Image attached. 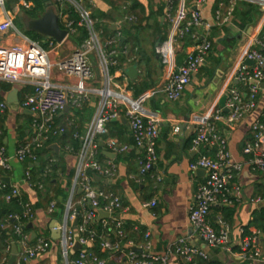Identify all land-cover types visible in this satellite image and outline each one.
<instances>
[{
	"label": "crops",
	"instance_id": "obj_1",
	"mask_svg": "<svg viewBox=\"0 0 264 264\" xmlns=\"http://www.w3.org/2000/svg\"><path fill=\"white\" fill-rule=\"evenodd\" d=\"M9 1L11 8L15 9L14 0ZM85 1L96 20L108 25L109 28L111 25H118L119 31H125L122 36L128 52L126 60L120 62V68L128 77V89L132 96L137 97L143 92L161 86L165 80V69L155 52V47L168 36L170 24L165 15V8L169 0H137L144 11L138 14V18L130 16L134 18L132 21L127 19L129 16L111 8L105 0ZM185 6L187 9L198 10L203 22L209 23L210 28L202 25L196 28V33L200 38L208 39L211 48L180 99L169 101L163 93H158L145 101V107L159 114L162 119L158 124L159 136L156 142L158 159L143 181H136L142 150L134 146L127 120L121 115L118 119H112L116 124L110 127L108 125L106 138H103L104 135L97 137V144L105 147L102 148L103 153L111 152L107 146L108 141L127 144L129 149L115 153L113 158L104 154L96 159L103 166L113 163L116 166V176L102 178L101 183L95 187L104 192H113L121 198L122 209L115 217L126 227V234L131 235L129 241L135 243L137 248L149 242L151 252L164 255L168 246L185 237L190 244L198 246L207 255L206 258H195L194 263H186L176 254H170L166 264H264L262 261L264 233L253 225L255 216L264 208V171L252 170L248 164V156L243 152V147L250 138L251 124L264 108V92L259 95L256 108L245 114L236 124L230 126L224 121L217 123L226 140L228 160L231 164L238 165L229 189L228 206L234 214L228 226L227 248L209 247L194 231L189 221V210L194 202L195 191L205 178L204 171L190 168L191 162L198 156L197 151L191 147L194 135L191 117L211 114L215 110L227 114L219 105L220 99L226 96L231 87L246 91L243 84L232 81L231 78L246 52L256 46L255 40L264 38V11L251 1H238L230 16L227 15L229 8L227 0H204L200 3L185 0ZM5 10L8 11L6 1ZM16 11L17 15L21 12V23L24 26L28 20L33 19L24 9L19 8ZM217 11H220L219 19L216 18ZM248 13L251 17L250 22L246 21ZM2 17L3 13L0 10V22ZM23 30L18 29L13 21L11 29L6 32L0 31V44L13 45L24 43L26 38L31 39L25 32L29 31L28 28ZM193 44L194 41L188 40L187 37L181 42L176 55L177 64L183 63ZM76 46L70 37L66 38L57 52H51V60L57 61ZM90 60L95 79L88 82V85L90 88H98L100 79L96 54H90ZM134 65L136 71L130 76L127 69ZM52 74L53 81L60 84L67 82L56 69ZM13 88L18 89V103L26 92L32 90L31 86L0 82V102L7 103V108L0 111V145L4 146L10 156H13L22 141L34 134L32 126L34 115L21 108L18 103L13 108L7 102V96ZM99 99V96L93 93L80 108L68 106V111H63L67 114L64 119L74 124L81 137L93 122ZM60 114L57 117H60ZM175 128L177 131H174ZM54 143L57 144L58 151L50 149L52 152L44 157L53 163V168L47 165L43 168V181L38 186H31L25 178L26 172L30 175L38 173L37 169L34 171L29 169L40 166L38 161L12 160L11 169L2 171L0 175L9 178V186H18L19 195L26 197L34 208L35 217L31 221L33 227L29 233L30 237L32 232H35L36 236L46 234L52 241L51 246L44 254L23 261L22 245L10 241L9 255L1 253L0 264H9L13 243L17 248L13 264H67L61 254L60 241L51 238V225L63 224L67 214V202L70 200L76 202L80 198L79 187L75 183L80 159L78 153L61 147L58 142ZM56 189L61 191L65 199L55 206L53 212H49V204L54 200L48 202L45 193L53 196ZM60 198L55 202H59ZM152 199L156 200L155 207L141 206L142 202ZM221 206H223L221 203L215 204L208 216V221L214 228H217L216 221L220 216L215 207ZM96 220H99L98 216ZM244 228L252 234H257L262 258H249L240 254L239 245ZM147 232L150 233L148 238ZM126 244H122L121 247L125 249ZM108 261L110 264H128L125 252L116 250L109 251Z\"/></svg>",
	"mask_w": 264,
	"mask_h": 264
},
{
	"label": "built area",
	"instance_id": "obj_2",
	"mask_svg": "<svg viewBox=\"0 0 264 264\" xmlns=\"http://www.w3.org/2000/svg\"><path fill=\"white\" fill-rule=\"evenodd\" d=\"M5 1L0 0V10L3 13L0 22L1 32H6L13 27V18L5 10ZM57 1L63 7L66 4L73 7L79 15L78 25L86 27L88 31V37L70 53L57 61H52L51 52H57L58 47L64 42L59 43L52 38L43 40L49 49L44 48L39 41L29 38H26L24 43L0 44V82L31 86L32 90L26 92L18 104L34 115L32 122L34 134L18 145L13 156L8 155L4 146L0 145V175L2 171L11 169L12 160L34 162L37 159V151L43 148L51 137H58L64 131L63 127L55 124L57 115L63 112L67 105L80 108L91 94H97L100 99L92 124L83 137L78 133L74 135L80 140L81 147L75 182L81 191L80 198L76 202L70 200L66 204L67 214L63 224L59 226L62 232V238L59 241L61 254L67 264H107V259L84 250L94 240V232L88 231L87 226L97 219L98 210L108 212L110 217L106 219H112L110 223L118 229L116 233L119 237L124 236L120 230L122 222L115 217L122 209L121 198L113 192L97 189L94 184V175L101 178L116 176V166L113 163L110 162L103 166L95 159L99 151L97 137L107 133V123L110 120L118 119L123 115L127 120L134 146L142 150L139 175L136 181H143L158 159L156 142L159 136L158 124L162 120L159 114L145 107V101L158 93H163L169 101L180 99L211 48L210 41L200 38L196 33V28L202 25L210 28V25L203 22L198 10L187 9L185 0H169L165 8V15L170 24L168 36L155 47V52L165 69V80L161 86L133 97L128 89V77L121 70L118 59L121 53H125L119 47V26L115 25L116 36L103 39L102 31L95 27L91 11L84 5L83 0ZM173 1L177 2L175 10L172 6ZM195 1L200 3L204 0ZM227 1L229 3L228 16L231 15L238 1H251L264 11V0ZM14 5L15 10L19 8L25 10L30 8L32 0H14ZM58 16L60 26L67 30L66 38L70 37L75 32L73 21L59 8ZM216 18H220V11L216 12ZM127 19L134 20L130 16ZM223 19L227 20V18ZM189 34L194 44L183 63L177 64V50ZM255 45L246 52L232 75L231 80L243 84L246 91L243 92L234 87L227 91L225 106L229 112L224 115L221 110H215L211 114L192 115L190 120L194 127L191 147L198 153L197 159L191 162L190 168L192 170L203 168L205 178L195 191L194 202L189 210V221L194 231L209 247L227 248L229 227L221 218H218V227L214 228L208 221V216L215 204L221 203L224 206L230 203L229 189L233 184L235 170L238 169L237 164H231L228 160L226 140L219 131L217 123L224 121L230 126L236 124L245 114L256 108L259 95L264 92L261 87V83L264 82V38L255 40ZM92 53L96 54L98 60L100 79L98 88H90L88 85V82L95 79L90 60ZM246 60L252 63H246ZM54 69L67 80L66 83L60 84L53 81ZM6 108L7 103L0 102V111ZM174 131L177 129L175 128ZM107 146L114 153H122L129 149L127 144H117L114 141H108ZM243 152L247 154L248 164L252 170L264 171V108L251 124L250 138L245 143ZM88 169L94 170L95 174H88ZM25 178L29 183L30 174L28 172ZM4 185L5 183L0 179V187ZM11 188L10 194L5 196L6 200L19 195L18 186H11ZM55 205V201L50 202L49 212L54 211ZM141 206L153 208L156 206V200L142 202ZM24 207L23 216L31 222L35 217L33 206L28 202ZM78 208L81 209L82 221L74 227L73 222L79 212ZM9 218L14 221L18 219V216H9ZM107 223L105 222L104 225ZM13 229L20 236L18 243L23 247V261L44 254L51 246V239L43 235L36 236V241L30 244L31 237L29 233L23 232V226L19 222L13 224ZM86 232L87 234L84 235ZM149 235L150 233L147 232L146 238ZM76 237H78L77 241L81 249L78 250L79 253L75 258H71ZM100 245L104 250L125 252L128 264H166L170 254H176L186 263H192L197 257H207L204 251L190 244L185 237L168 246L164 255L151 252L149 242L139 247L141 252L134 249L137 245L132 241L127 242L125 249L121 247L120 242L111 243L108 240L102 241ZM239 246L240 254L243 256L262 258L257 234L242 237ZM262 261L264 263V259Z\"/></svg>",
	"mask_w": 264,
	"mask_h": 264
},
{
	"label": "trees",
	"instance_id": "obj_3",
	"mask_svg": "<svg viewBox=\"0 0 264 264\" xmlns=\"http://www.w3.org/2000/svg\"><path fill=\"white\" fill-rule=\"evenodd\" d=\"M49 0H32V5L30 6V8L25 9V12L27 15H29L32 18H37L39 17L46 9V6L48 4ZM85 1V0H83ZM110 6L115 5V10L125 14L126 16H137L138 18V14L142 13L144 11L143 6L137 1V0H116V1H121L122 5H116L114 3L113 0H105ZM223 1V0H222ZM85 3V2H83ZM58 8L71 20L73 21V27L75 28V32L70 36L72 37L71 39L78 45L81 42H83L87 37H88V31L86 29V27L78 25V21H79V15L78 13L73 9V7H71L70 5L66 4L65 7H63L61 5L60 2L57 3ZM85 6L89 9V5L85 3ZM173 9H176L177 6V2L173 1L172 3ZM92 14V12H91ZM92 18L94 20L95 23V27L98 30L102 31L101 37L103 39L110 37V36H116L117 32L116 31H112L108 25H103L100 21L96 20L94 18V16L92 15ZM251 17L248 13L247 17H246V21L250 22ZM245 23V22H244ZM27 34L30 38L32 39H37L39 38H43V36L31 32V31H27ZM125 34V31H120V37L122 35ZM119 37V38H120ZM187 39L191 40V36L190 34L186 36ZM193 40V39H192ZM45 44V43H44ZM121 51H125V53H121V55L119 56V63L123 62L126 60V53L128 52V48L126 47V43L123 42L122 45L119 46ZM224 114V113H223ZM226 115V114H224ZM67 114L64 112H61L60 117L55 118V124L57 126H61L64 128L63 133L58 136V137H51L47 143L45 144V146L41 149H39L37 151V159L35 161L40 162V166L36 167H32L29 168L31 171L34 170H38L37 174H31L30 175V179H29V183L32 186H38L39 184L42 183L43 181V174H42V170L43 168L47 165V167H51L53 168V163H50L48 160H45L44 157L52 152L49 148V145H51L54 142H58V144L61 147H66L67 149L73 151L74 153H78L80 151V140L75 137V133H78L77 128L74 126L73 123L68 122L64 119V117H66ZM116 124V121H112L110 120L107 123V127L109 125L112 126ZM103 138H106V135L103 136ZM99 151L97 153V155L95 156V159H98V157H102L104 156V153L102 152V148L103 145H99ZM49 167V168H50ZM88 174L93 175L95 174L94 170L92 169H88ZM98 182L95 180L94 178V184L97 185ZM11 186L7 185L5 183V185L3 187H0V254L1 253H6L7 255H9L10 252V241H13L14 243L18 242V240L20 239V236L17 235L13 229V224L16 222H19L22 226H23V232L25 233H30L32 231L31 228H27V224L30 222L26 217L23 216V212H24V206L26 203H28V199L24 196H12L9 200L5 199V196L10 194L11 192ZM61 195V196H60ZM45 197L46 200L48 202L52 201V200H57L60 197L59 202H55L56 205H59L63 202L64 195L62 196V193L60 190L56 189L55 193L53 196H49L48 193H45ZM62 201V202H61ZM55 205V206H56ZM229 205V204H228ZM228 205H224L221 207H218L215 209L220 212V216L219 218L222 219V221L227 224V226L230 225V222L232 220L233 217V210L231 208H229ZM34 209V208H33ZM78 214L75 218V221L77 222L76 225L81 224L82 218L80 216V212L81 209L78 208ZM18 216V219H15L14 221L9 218V216ZM116 216V215H115ZM112 219H99V220H95L92 224L87 226V230L88 231H92L94 232V240L91 244H89L88 246H86L84 248L85 251L93 253L95 255H97L100 258H105L108 260L109 257V251L110 250H103L101 248L100 243L104 240H109L111 243L113 242H120L121 244H126L130 238L131 235L126 234V227L122 225V227L120 228V230H122L124 236L123 237H119L117 235V228H115L113 223H110ZM218 221V220H217ZM216 221V223H217ZM105 222H108L107 224L104 225ZM253 225L256 227V229L258 231H262L264 233V208L260 209L259 212L257 213V215L254 218L253 221ZM4 227V228H2ZM218 227V226H217ZM86 233H84V235H86ZM82 235V234H79ZM252 233L249 232V230H247V228H244L243 230V234L242 236H251ZM75 236H77V234H75ZM46 238H48V235L45 234ZM36 241V237L33 240H30L29 243L33 244ZM79 251H73V253H71V258H75L78 255ZM194 263V261L192 262ZM107 264H110V262L108 261Z\"/></svg>",
	"mask_w": 264,
	"mask_h": 264
},
{
	"label": "water",
	"instance_id": "obj_4",
	"mask_svg": "<svg viewBox=\"0 0 264 264\" xmlns=\"http://www.w3.org/2000/svg\"><path fill=\"white\" fill-rule=\"evenodd\" d=\"M27 28L29 31L31 32H34V33H37L41 36H43L44 38H52L53 40H55L56 42H63L65 40V38L67 37L68 33H67V30L63 29L61 26H60V23H59V16H58V12L55 11L54 9L52 8H46L45 11L37 18H33V19H30L28 20L27 22ZM110 29L112 31H115L116 30V26L115 25H111L110 26ZM123 41H124V37H120V42H119V45H122L123 44ZM246 63H252L251 61L249 60H246L245 61ZM136 71V66H130L128 69H127V74L131 76V73L135 72ZM261 87L264 89V82L261 83ZM17 93H18V89L17 88H13L12 91L8 94L7 96V102L10 104L11 107L15 108L16 104L18 103V97H17ZM226 99H227V96H223L220 101H219V105L223 108V111L228 113L229 112V109L227 107H225V102H226ZM28 111V110H26ZM68 111V105L64 108V112H67ZM29 113H31L30 111H28ZM115 120V119H113ZM126 120L124 119V122ZM49 148L50 149H53L55 151H58V146L57 144L53 143L51 145H49ZM105 155L113 158L115 156V153H112V152H108V151H105L104 152ZM198 170H202L205 172V170L203 168H198ZM94 178L96 181L98 182H101V177L98 176V175H94ZM4 183H6L7 185H9V178L7 177H1L0 178ZM79 191L80 188H79ZM264 205V203H263ZM110 215L108 212H104L102 210H98V218L101 219V218H109ZM76 221L73 222V226L75 227L76 226ZM33 227V224L32 222H29L27 224V228H32ZM36 233L35 232H32L31 234V240H33L35 237H36ZM51 238L53 240H60L62 238V232L59 228V224H53L51 225ZM78 237H76V241L73 245V250L74 251H78L81 249V245L78 243L77 241ZM137 252H141V248H137L135 247L134 248ZM263 253H264V250H263ZM17 256V248H16V245L13 243L11 245V256L9 258V264H13L14 261H15V258Z\"/></svg>",
	"mask_w": 264,
	"mask_h": 264
},
{
	"label": "rangeland",
	"instance_id": "obj_5",
	"mask_svg": "<svg viewBox=\"0 0 264 264\" xmlns=\"http://www.w3.org/2000/svg\"><path fill=\"white\" fill-rule=\"evenodd\" d=\"M114 1V3L116 4V5H122V2L121 1H116V0H113ZM85 3H86V1H84ZM57 3H58V1L57 0H49L48 1V4H47V8H52V9H54L55 11H58V5H57ZM85 3H84V5H85ZM115 5H111V8H113L114 10H115ZM6 8H8V12L10 13V15L12 16V18H13V21H14V23H15V25H16V27L18 28V29H20V30H22V31H24L23 29L24 28H26L27 27V22H26V26H24L22 23H21V19H22V17H21V15H20V13H19V15H17V11L15 10V9H13V8H11V6H10V1L8 2V0H6ZM25 32H27V31H25ZM70 38H72V37H70ZM32 39V38H31ZM34 40H37V41H39L41 44H42V46L44 47V48H46V49H49V47H48V45L47 44H44L43 43V38H37V39H34ZM66 54H68V53H65L64 55H66ZM98 74H99V70H98Z\"/></svg>",
	"mask_w": 264,
	"mask_h": 264
}]
</instances>
